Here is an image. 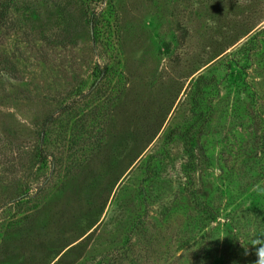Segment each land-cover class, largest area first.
Here are the masks:
<instances>
[{"label": "rangeland", "instance_id": "rangeland-1", "mask_svg": "<svg viewBox=\"0 0 264 264\" xmlns=\"http://www.w3.org/2000/svg\"><path fill=\"white\" fill-rule=\"evenodd\" d=\"M4 1L0 264H256L264 0Z\"/></svg>", "mask_w": 264, "mask_h": 264}, {"label": "trees", "instance_id": "trees-1", "mask_svg": "<svg viewBox=\"0 0 264 264\" xmlns=\"http://www.w3.org/2000/svg\"><path fill=\"white\" fill-rule=\"evenodd\" d=\"M9 4H8V2L7 1H4L3 3H2V6L0 7V22H3V21H5L6 20V16H7V14L9 13ZM94 14H98V12H95ZM98 16H96V18H97ZM93 25H94V32H96L97 34H99V30H100V26H99V23H97V19L95 20V16L93 17ZM200 106V105H199ZM198 105H196V107L198 108L199 107ZM201 118V112L199 111V113L198 114H196L195 116H194V118H193V120L191 121V124H190V126H194L198 121H199V119ZM47 125V124H46ZM184 139L186 140V141H188V139L186 138V137H184ZM193 146H190V147H188V151H189V153H191V152H193ZM192 154V153H191ZM150 174L153 172V169H151L150 171ZM27 195V194H26ZM210 211H207V214L209 213ZM20 221H21V219H20ZM17 222H19V220L17 221Z\"/></svg>", "mask_w": 264, "mask_h": 264}, {"label": "clouds", "instance_id": "clouds-1", "mask_svg": "<svg viewBox=\"0 0 264 264\" xmlns=\"http://www.w3.org/2000/svg\"><path fill=\"white\" fill-rule=\"evenodd\" d=\"M253 245L258 246L256 249V255L258 257L256 264H264V242L255 241Z\"/></svg>", "mask_w": 264, "mask_h": 264}]
</instances>
